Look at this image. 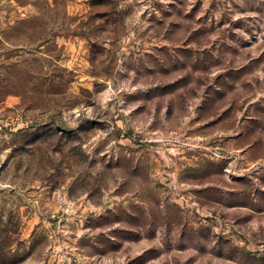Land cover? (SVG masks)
<instances>
[{"label": "rangeland", "instance_id": "rangeland-1", "mask_svg": "<svg viewBox=\"0 0 264 264\" xmlns=\"http://www.w3.org/2000/svg\"><path fill=\"white\" fill-rule=\"evenodd\" d=\"M0 264H264V0H0Z\"/></svg>", "mask_w": 264, "mask_h": 264}]
</instances>
